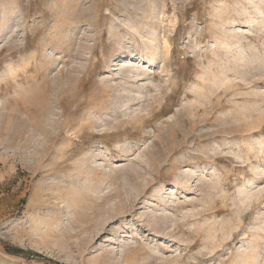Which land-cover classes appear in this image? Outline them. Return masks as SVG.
I'll use <instances>...</instances> for the list:
<instances>
[{"label": "rangeland", "instance_id": "rangeland-1", "mask_svg": "<svg viewBox=\"0 0 264 264\" xmlns=\"http://www.w3.org/2000/svg\"><path fill=\"white\" fill-rule=\"evenodd\" d=\"M0 264H264V0H0Z\"/></svg>", "mask_w": 264, "mask_h": 264}]
</instances>
